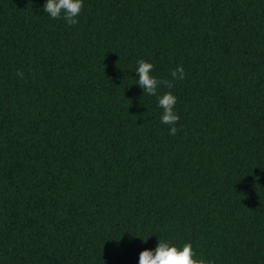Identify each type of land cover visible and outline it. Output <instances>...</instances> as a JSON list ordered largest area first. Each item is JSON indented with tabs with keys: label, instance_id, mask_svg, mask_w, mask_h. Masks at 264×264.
Masks as SVG:
<instances>
[{
	"label": "trees",
	"instance_id": "1",
	"mask_svg": "<svg viewBox=\"0 0 264 264\" xmlns=\"http://www.w3.org/2000/svg\"><path fill=\"white\" fill-rule=\"evenodd\" d=\"M45 3L0 0V264H264V0ZM141 58L185 71L175 135Z\"/></svg>",
	"mask_w": 264,
	"mask_h": 264
},
{
	"label": "clouds",
	"instance_id": "2",
	"mask_svg": "<svg viewBox=\"0 0 264 264\" xmlns=\"http://www.w3.org/2000/svg\"><path fill=\"white\" fill-rule=\"evenodd\" d=\"M83 9V0H46L43 6L44 12L53 19L62 18L69 26L79 23L78 17ZM153 64L141 58L137 60L136 73L139 77L137 84L143 89V94L157 97L158 105L162 109L161 122L169 125V134L175 135L178 132L176 127L180 116L175 111L177 97L171 92L158 94V88H172L173 81L184 80L185 71L178 65L171 70L172 80H160L153 76ZM17 75L23 78V73L17 71ZM145 242L147 240H144ZM139 264H214V261L205 259L202 255L197 256L191 242H185L180 246L166 240L159 239L156 248L145 249L139 254Z\"/></svg>",
	"mask_w": 264,
	"mask_h": 264
}]
</instances>
